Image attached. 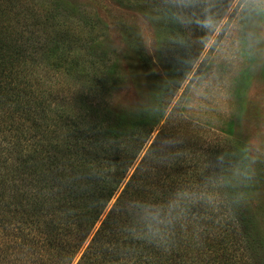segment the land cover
<instances>
[{"label":"trees","instance_id":"trees-1","mask_svg":"<svg viewBox=\"0 0 264 264\" xmlns=\"http://www.w3.org/2000/svg\"><path fill=\"white\" fill-rule=\"evenodd\" d=\"M116 1L152 18L171 86L227 11L218 0ZM104 37L84 4L0 0V264H255L264 239L201 138L147 144L149 111L110 109L119 54ZM47 64L77 83L45 84ZM202 214L225 223L197 230Z\"/></svg>","mask_w":264,"mask_h":264},{"label":"rangeland","instance_id":"rangeland-1","mask_svg":"<svg viewBox=\"0 0 264 264\" xmlns=\"http://www.w3.org/2000/svg\"><path fill=\"white\" fill-rule=\"evenodd\" d=\"M65 1L94 12L105 25L103 44L119 54L120 78L109 96L110 109L149 111L147 144L156 135L163 140L165 134L199 136L210 150L208 160L230 181L238 204L249 209L264 239V0H232L228 7L218 0L227 11L194 45L191 57L197 53V58L177 86L168 84L170 68L158 58L151 17L116 0ZM8 24L15 26L11 18ZM42 66L37 75L45 84L72 89L77 83L64 71ZM216 223L223 226L225 219L208 224L202 214L192 224L214 232ZM254 257L255 264H264V248Z\"/></svg>","mask_w":264,"mask_h":264}]
</instances>
